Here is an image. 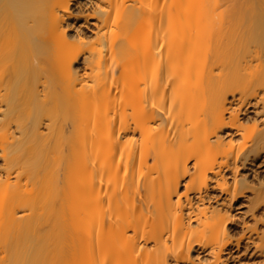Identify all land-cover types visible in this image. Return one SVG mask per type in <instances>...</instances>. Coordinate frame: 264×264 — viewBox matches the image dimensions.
<instances>
[{"label":"bare ground","instance_id":"bare-ground-1","mask_svg":"<svg viewBox=\"0 0 264 264\" xmlns=\"http://www.w3.org/2000/svg\"><path fill=\"white\" fill-rule=\"evenodd\" d=\"M0 264H264V0H0Z\"/></svg>","mask_w":264,"mask_h":264},{"label":"rangeland","instance_id":"rangeland-1","mask_svg":"<svg viewBox=\"0 0 264 264\" xmlns=\"http://www.w3.org/2000/svg\"><path fill=\"white\" fill-rule=\"evenodd\" d=\"M80 24V23H79ZM78 24V25H79ZM75 29H71L70 33L74 35H90V32L92 31V27L90 25V21L88 23L82 24L78 26ZM80 27V28H79ZM77 65V64H76Z\"/></svg>","mask_w":264,"mask_h":264}]
</instances>
